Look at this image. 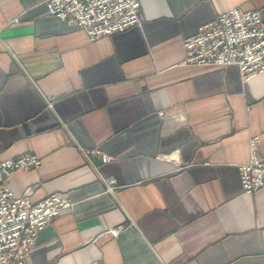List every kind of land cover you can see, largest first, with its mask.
<instances>
[{
  "label": "crops",
  "instance_id": "crops-1",
  "mask_svg": "<svg viewBox=\"0 0 264 264\" xmlns=\"http://www.w3.org/2000/svg\"><path fill=\"white\" fill-rule=\"evenodd\" d=\"M236 7L264 22V0H140L138 24L91 41L44 0H0V159L41 158L10 188L73 202L26 264H264V187L239 174L253 136L264 161V72L184 63Z\"/></svg>",
  "mask_w": 264,
  "mask_h": 264
},
{
  "label": "built area",
  "instance_id": "built-area-1",
  "mask_svg": "<svg viewBox=\"0 0 264 264\" xmlns=\"http://www.w3.org/2000/svg\"><path fill=\"white\" fill-rule=\"evenodd\" d=\"M47 13L83 28L91 41L123 31L139 23L140 0H44ZM185 64L225 67L236 65L244 80L264 72V22L256 10L233 8L199 26L185 38ZM259 136L250 139L249 161L239 166L240 182L247 193L264 187V161L258 154ZM99 153L100 151H93ZM107 162L111 159L102 154ZM41 164L31 153L0 159V264H26L39 231L53 221L72 200L53 193L33 202L10 188L12 174L30 171ZM108 189L113 190L114 180ZM118 236L121 228L109 230Z\"/></svg>",
  "mask_w": 264,
  "mask_h": 264
}]
</instances>
